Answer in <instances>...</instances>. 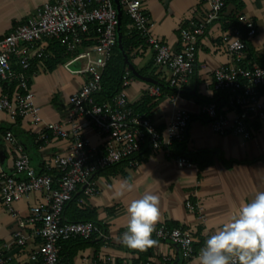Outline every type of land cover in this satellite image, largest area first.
<instances>
[{"label": "built area", "instance_id": "built-area-1", "mask_svg": "<svg viewBox=\"0 0 264 264\" xmlns=\"http://www.w3.org/2000/svg\"><path fill=\"white\" fill-rule=\"evenodd\" d=\"M119 2L130 20L128 27L141 36L146 49L154 54L157 66L168 71L167 84L174 89V99L178 98L194 74L198 43L207 27L218 19L227 0H201L205 6L204 14L179 29L178 50L154 37L149 18L142 8L143 0ZM236 19L239 26L223 36L231 63L217 67L211 83L214 92L224 95L223 104L203 101L199 110L214 133L250 140L264 122V62L252 64L246 60L247 40L257 31L254 21L243 13ZM117 25L113 0H52L44 2L35 14L0 38V111L11 124L18 119H26L33 125L42 124L43 140L49 133L67 143L66 149L50 157L44 170L39 172L12 130H5L3 136L13 162L10 169L0 168L2 203L16 216L15 201L34 192L40 196V200L30 206L28 218L18 219L13 232L18 244H25L29 238L37 240L29 254L35 264H63L59 249L64 241L87 239L93 235L108 240L109 236L100 224L63 219L66 204L79 191L85 198L98 194L97 176L101 171L123 161L128 167H136L144 147L153 153L164 154L181 166L192 165L172 150L173 145L186 139L190 113L184 109L175 110L164 130H158L151 117L134 110L127 97L126 88L133 79L127 67L120 90L110 100L102 103L95 100L94 94L101 88L102 72L117 44ZM50 42H58L65 54L71 55L62 63L63 67L70 73L84 75L85 80L68 96L64 118L45 122L40 106L34 101L28 71L33 61L44 66L45 60L53 56ZM262 50L264 52V44ZM79 61L83 65L72 69L71 66ZM148 93L158 96L160 87L150 86ZM88 128L101 138L100 143H93L85 134ZM185 206L203 218L200 204L186 201ZM153 239L176 247V264H188L200 250L188 231L165 223L155 225ZM174 258L164 255L147 258L139 264H174ZM4 262L0 249V264ZM90 264L120 263L105 256Z\"/></svg>", "mask_w": 264, "mask_h": 264}, {"label": "crops", "instance_id": "crops-1", "mask_svg": "<svg viewBox=\"0 0 264 264\" xmlns=\"http://www.w3.org/2000/svg\"><path fill=\"white\" fill-rule=\"evenodd\" d=\"M47 1L52 0H0V38L35 14ZM142 8L149 18L154 37L173 50L180 48L179 29L190 20L201 17L205 11L201 0H143ZM240 13L252 18L257 28L256 34L247 40L246 60L252 64H263L264 0H227L218 19L207 27L200 39L194 74L176 99L174 89L167 84L168 71L157 66L151 50L146 49L133 59L136 71L149 73L142 76L163 83L164 88L158 96H152L148 88L156 84L133 78L126 88L129 101L139 105L148 99L145 103L147 114L160 131L164 130L175 110H187L191 121L179 150L188 158L197 156L201 165L181 166L164 154L153 153L144 147L138 155L136 167L131 168L121 162L101 171L97 176L98 194L85 198L79 191L75 206L95 209L96 221L104 227L109 238L102 240L93 235L87 239L61 242L59 258L63 264H90L105 256L120 264H139L147 258H162L164 255L174 256L176 264L178 252L170 243L158 241L151 255L143 258L139 255L141 251L119 242L118 238L126 228L128 203L145 192L160 198L161 215L157 224L183 228L195 238L196 248L200 249L206 238L228 222L240 205L254 199L258 191H264V122L252 139L245 140L230 134L214 133L199 110L203 101L214 100L223 104L224 95L214 92L211 87L213 72L217 67L231 63L223 36L239 26L236 16ZM28 74L34 101L40 106L45 122L64 118L68 96L85 80L84 75L70 73L62 63L50 70L46 64L41 66L33 61ZM10 125H13L14 136L39 172L44 170V164L50 157L62 153L67 147L65 140L48 132L47 139L43 140L42 124L33 125L26 119H18L11 124L6 114L0 111V168L10 169L13 162L9 146L3 140ZM85 134L93 143H100L101 138L92 128L86 129ZM206 152L212 154L207 153L211 155L209 164L205 162ZM124 178H131L134 191L117 198L115 191ZM39 200V194L34 192L15 201L14 216L0 199V249L5 257L4 264H35L29 259V254L37 240L29 238L21 245L14 240L13 232L18 219H27L30 206ZM186 201L200 204L203 218L189 211ZM63 219L66 220L64 214ZM26 232H30L29 228ZM188 264H197L196 258Z\"/></svg>", "mask_w": 264, "mask_h": 264}, {"label": "clouds", "instance_id": "clouds-1", "mask_svg": "<svg viewBox=\"0 0 264 264\" xmlns=\"http://www.w3.org/2000/svg\"><path fill=\"white\" fill-rule=\"evenodd\" d=\"M133 191L131 178H124L119 181L115 196L121 198ZM159 205V196L151 192L132 199L126 209V231L118 238L119 242L139 251L157 245L153 233L160 220ZM196 261L197 264H264V191H258L254 199L240 205L228 222L206 238Z\"/></svg>", "mask_w": 264, "mask_h": 264}, {"label": "trees", "instance_id": "trees-1", "mask_svg": "<svg viewBox=\"0 0 264 264\" xmlns=\"http://www.w3.org/2000/svg\"><path fill=\"white\" fill-rule=\"evenodd\" d=\"M130 24V20L128 16L125 14L124 11H122V18H121V41H122V46L123 49L128 56L129 60L135 67L133 63V59L136 56H139L143 53L144 50H146V47L143 44V39L141 36L134 30L128 27ZM49 49L51 50L53 56L47 60H45V64L48 69H53L54 66H56L59 63H63L65 60H67L71 55L70 54H65L64 48L58 43V42H50L49 44ZM136 68V67H135ZM126 70V66L124 64V60L122 58V55L116 46L113 48L112 56L110 60L106 63V66L102 72L101 76V88L98 92L94 94V98L98 103L105 102L106 100H110L121 88V80H122V75L124 71ZM139 74L141 75H149V73H145L143 70H137ZM131 76L133 78H136L132 73ZM154 77V76H153ZM155 78V77H154ZM160 87V90L164 88L163 83H159L158 85ZM148 99L144 100L141 104L136 105L132 104L134 110L144 113L147 116H149L147 113V109L145 108V103L147 102ZM12 130L13 132V125H10L6 128ZM182 143H178L172 146V150L174 154L176 155H182L185 157L191 164H196L200 167V161L197 156L193 157H186L184 156L183 153L179 150V146ZM206 152L205 156L207 157L205 159V162L209 164L211 162V158ZM204 154V153H203ZM199 156V155H198ZM126 163V161H123ZM80 193H77L71 201H69L65 208H64V215H66V220L69 221H92L96 224H99L96 221L97 218V213L96 210L93 208H88V207H76L75 202L77 201V198ZM171 226V225H170ZM174 227V226H172ZM78 240H82L81 238H77ZM74 240V239H71ZM152 248L147 249L146 251H141L139 253L140 257H148L152 253Z\"/></svg>", "mask_w": 264, "mask_h": 264}, {"label": "water", "instance_id": "water-1", "mask_svg": "<svg viewBox=\"0 0 264 264\" xmlns=\"http://www.w3.org/2000/svg\"><path fill=\"white\" fill-rule=\"evenodd\" d=\"M114 3H115V7H116V10H117V19H118V25H117V28H116V37H117V47L122 55V58L124 60V64L125 66L129 69V71L137 78H140L146 82H149V83H152V84H156V85H159L158 82H156L155 80L151 79V78H148V77H144L142 76L141 74H139L136 69L134 68L133 64L131 63V61L129 60L128 56L126 55L124 49H123V46H122V41H121V38H122V35H121V18H122V7L120 5V2L119 0H113Z\"/></svg>", "mask_w": 264, "mask_h": 264}, {"label": "rangeland", "instance_id": "rangeland-1", "mask_svg": "<svg viewBox=\"0 0 264 264\" xmlns=\"http://www.w3.org/2000/svg\"><path fill=\"white\" fill-rule=\"evenodd\" d=\"M65 61H66V60H65ZM82 65H83L82 62L79 61V62L74 63V64L71 66V68H72V69L80 68Z\"/></svg>", "mask_w": 264, "mask_h": 264}]
</instances>
